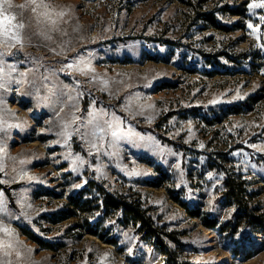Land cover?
<instances>
[{"label": "rangeland", "instance_id": "374dc122", "mask_svg": "<svg viewBox=\"0 0 264 264\" xmlns=\"http://www.w3.org/2000/svg\"><path fill=\"white\" fill-rule=\"evenodd\" d=\"M261 3L2 4L0 264H264V234L219 201L224 173L264 187V7H249ZM89 181L148 216L168 255L101 214ZM73 196L88 211L50 223Z\"/></svg>", "mask_w": 264, "mask_h": 264}, {"label": "trees", "instance_id": "16d2710c", "mask_svg": "<svg viewBox=\"0 0 264 264\" xmlns=\"http://www.w3.org/2000/svg\"><path fill=\"white\" fill-rule=\"evenodd\" d=\"M236 12L235 15L240 16L242 12L240 11H234ZM209 21L210 24L215 26L216 28L220 29H227L226 27H223L219 21L214 17H207L206 21ZM223 177V186H224V192L219 197V201L227 206H231L234 209L233 212V218L234 220L236 218H240L244 225V231L246 233H252V229L258 228L259 232L261 231L264 234V216L263 213H261V208L258 206L257 199L261 197V194L263 193L264 187H257V189H254L251 187L250 183L246 181L245 179L240 180L239 177L241 175L239 173H236L234 176L227 175L224 173ZM237 176V177H236ZM89 184H92L93 188H95L96 192L100 194V205L98 208L100 209V213L103 214L107 210L111 209L114 212H117L119 214L118 221L121 223L129 222L132 223L135 227V231L140 235L141 239H145L151 243L153 247L160 250V252L167 256L169 253V249L166 245L162 243V241L158 238V232L152 228V222L150 221L149 217L146 216L140 209H138L136 206L127 204L123 202L120 199H117L112 194L105 191L101 186H97V183L94 181H89ZM88 189V187H87ZM69 199L71 204V210H68L67 212L58 213V214H51V217H48V221L50 223H56L58 221L65 220L67 218H70L75 215L73 213V208L76 211L81 212H87L88 210L84 209L88 205L87 201H82V203L79 202L80 196H73ZM175 198V197H174ZM186 209V212L192 217V218H198L200 216L198 210L189 208L185 203H181ZM102 211V212H101ZM85 223L87 224V232L91 234L92 236H96L100 238L101 240H104L106 243L116 245V241L114 237H110L109 239L105 240V236L107 235V231H104L102 233L101 227L99 228L98 223H88L85 220ZM203 224L206 228L212 229L216 227V221L213 218L207 217L205 221H203ZM230 224V223H228ZM226 226H223L222 228L225 229ZM232 230V229H231ZM24 236H26L28 239H30L32 242L36 243L37 245L41 246L42 241H39L38 239L32 237L31 235H28V233L24 232ZM169 236V235H167ZM169 238H172L171 236ZM173 240V238L171 239ZM251 240V239H250ZM174 241V240H173ZM165 264H178L174 262L173 259L166 257ZM188 264V263H183Z\"/></svg>", "mask_w": 264, "mask_h": 264}, {"label": "snow or ice", "instance_id": "6c2138e0", "mask_svg": "<svg viewBox=\"0 0 264 264\" xmlns=\"http://www.w3.org/2000/svg\"><path fill=\"white\" fill-rule=\"evenodd\" d=\"M7 3H8V0H0V15H3L4 13L8 12V8H11L10 4L8 5V8L2 7V4H7ZM249 7L250 8L264 7V3H261V4H250ZM33 11H35V9H33ZM9 18H10L9 16H5L6 20L9 19ZM11 19H15V16H11ZM262 19H264V18H262ZM19 27L20 28H24L25 27L24 23L20 22L19 23ZM249 27L252 28V25L250 24ZM253 30L255 31V29H253ZM12 38L15 39L16 37L13 36ZM2 55H3V53H0V56H2ZM68 67H71V65H68ZM3 73H4V68H3V66H0V79L3 78ZM0 86H2V85H0ZM113 135H115V133H113ZM0 182H2V181H0ZM0 224H2V221H0ZM3 230L4 231H8L6 228L3 229Z\"/></svg>", "mask_w": 264, "mask_h": 264}, {"label": "bare ground", "instance_id": "6f19581e", "mask_svg": "<svg viewBox=\"0 0 264 264\" xmlns=\"http://www.w3.org/2000/svg\"><path fill=\"white\" fill-rule=\"evenodd\" d=\"M13 90V89H12ZM12 106V105H11ZM10 110H13V107L10 108Z\"/></svg>", "mask_w": 264, "mask_h": 264}]
</instances>
